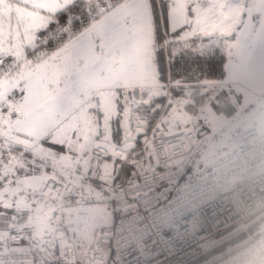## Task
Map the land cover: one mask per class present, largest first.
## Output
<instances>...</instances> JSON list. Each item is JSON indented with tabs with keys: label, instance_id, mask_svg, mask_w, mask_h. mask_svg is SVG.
Returning <instances> with one entry per match:
<instances>
[{
	"label": "snow or ice",
	"instance_id": "snow-or-ice-1",
	"mask_svg": "<svg viewBox=\"0 0 264 264\" xmlns=\"http://www.w3.org/2000/svg\"><path fill=\"white\" fill-rule=\"evenodd\" d=\"M0 264H264V0H0Z\"/></svg>",
	"mask_w": 264,
	"mask_h": 264
}]
</instances>
